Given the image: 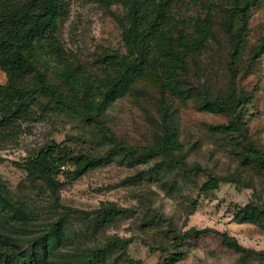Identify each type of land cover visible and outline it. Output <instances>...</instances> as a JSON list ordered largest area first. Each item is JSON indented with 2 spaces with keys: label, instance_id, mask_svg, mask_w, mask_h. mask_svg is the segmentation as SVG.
<instances>
[{
  "label": "rangeland",
  "instance_id": "obj_1",
  "mask_svg": "<svg viewBox=\"0 0 264 264\" xmlns=\"http://www.w3.org/2000/svg\"><path fill=\"white\" fill-rule=\"evenodd\" d=\"M244 7L246 0H233ZM229 0H216L214 12L216 44L200 59L199 68L191 66L188 80L190 99H175L173 110L185 146L180 158L200 169L186 173L170 168L163 160L144 159L143 147H152L160 122L159 91L150 76L128 86L125 95L103 117V123L117 142L133 149L137 158L113 157L104 167L89 171L77 180L60 178V206L38 182L28 178L18 165L34 157L51 141L80 153L105 156L111 145L83 118L55 110L53 105L17 126L0 131V193L4 216L10 215L8 230L23 237L42 234L48 222L56 221L64 208L72 210L65 238L55 246L58 256L87 254L110 245L100 264H264V256L241 255L222 242L220 233L235 237L243 247L264 252V231L257 225L238 224L232 209L251 201L253 185L264 189V171L257 151L264 152V55L255 50L264 45V7L251 10L247 27L236 16L235 27L247 39L246 54L238 66L236 84L243 104L239 111L244 123L243 135L214 134L211 125L227 124L223 114L196 110L200 89L211 98L228 92V66L232 48L227 34ZM234 2V3H235ZM188 7V6H187ZM179 7L177 18L201 15L200 7ZM111 10L89 0H69V16L62 23L59 38L69 56L85 69L97 74L101 61L111 51H125L122 32ZM0 70V84H6ZM254 145L256 150H253ZM212 177L225 179L219 189L201 192ZM114 208L121 212L105 226L97 223L99 212ZM63 207V208H58ZM18 226V227H15ZM16 230H14V228ZM209 229L199 235L188 231ZM26 249V246H23Z\"/></svg>",
  "mask_w": 264,
  "mask_h": 264
},
{
  "label": "trees",
  "instance_id": "obj_2",
  "mask_svg": "<svg viewBox=\"0 0 264 264\" xmlns=\"http://www.w3.org/2000/svg\"><path fill=\"white\" fill-rule=\"evenodd\" d=\"M108 10L118 6L122 12L111 11L114 21L122 32L125 51H111L102 61V71L95 74L69 56L59 32L69 16V0H0V70L6 76V84H0V131L17 126L28 119L48 112L47 105L55 110L76 115L89 123L111 145L105 156L68 150L51 141L34 157L18 166L28 178L40 183L60 206L61 182L77 180L89 171L109 165L113 157L123 155L137 158L133 149L117 142L106 128L103 117L144 76H150L158 86L160 122L154 135L152 147H143L144 159L163 160L170 168L186 173L200 169L180 158L185 146L180 140L177 119L173 110L175 99L188 100L193 94L188 89L191 66L199 68L200 59L207 56L216 44L214 12L216 0H89ZM229 0L224 12L227 15V34L232 48L228 71V92L211 98L205 88L200 89L196 110L210 114H223L227 124L211 125L214 134L243 135L244 123L240 115L243 97L236 78L247 50V39L242 30L236 29V16L247 27L251 10L264 7V0H246L242 7ZM200 7L206 15L177 18L174 11L179 7ZM255 56L264 55V45L255 50ZM256 150L254 145H251ZM260 169L264 171V152L257 151ZM137 156V157H136ZM223 178L207 180L201 192L209 194L219 189ZM251 201L244 206L233 207V220L238 224L257 225L264 231V189L258 191L253 185ZM0 193V202L2 201ZM7 200L0 206V264H100L109 252V246L93 249L87 254L60 257L55 246L65 238L68 218L72 210L65 209L56 221L48 222L45 231L33 237H23L8 230L12 224L5 215ZM63 208V207H58ZM121 214L105 208L99 212L97 223L105 226ZM13 226V225H12ZM18 227V226H15ZM14 228V227H12ZM16 230V228H14ZM209 229H191L187 235H199ZM225 246L241 255V259L264 252H255L239 244L235 237L220 233ZM26 246V249H23ZM174 258L170 264H177ZM141 264V261L138 262Z\"/></svg>",
  "mask_w": 264,
  "mask_h": 264
}]
</instances>
